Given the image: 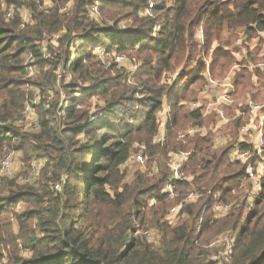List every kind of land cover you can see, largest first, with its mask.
I'll return each mask as SVG.
<instances>
[{"label":"trees","instance_id":"trees-1","mask_svg":"<svg viewBox=\"0 0 264 264\" xmlns=\"http://www.w3.org/2000/svg\"><path fill=\"white\" fill-rule=\"evenodd\" d=\"M6 1L15 15L7 19L0 12V161L7 148L35 146L19 127L7 123L23 112L30 87L42 92L37 139L47 135L60 140L71 134L84 139L62 148L65 179L58 181L61 187L55 194L42 195L31 186L13 189V182L0 181V194L9 190L0 200V246L15 251L8 264H218L206 244L224 234L234 237L235 247L224 264H264V172L249 206L252 183L247 172L249 165L264 162V149L246 162L230 160L250 116L248 98L264 101V68L248 70L250 60L264 59H244L232 45L230 31L243 28L249 39L262 37L264 0H52L48 9L41 8L43 0ZM150 3L152 15H146ZM95 4L100 18L91 19L89 9ZM25 9L31 17L21 28ZM123 20L131 25L122 29ZM199 26L205 33L203 45L196 39ZM100 49H106V62ZM30 54L32 61L27 60ZM127 55L136 60L132 83L129 68L111 75L120 65L117 56ZM207 62L217 79L234 74L230 95L235 103L223 107L232 118L184 142L178 139L180 131L205 125L202 108L188 103L200 98ZM36 64L48 69L32 81L27 66ZM169 74L176 76L167 82ZM61 90L67 98L60 112L71 122L65 128L51 125ZM91 96L103 100V113H90ZM125 102L139 107L135 111ZM202 102H208L206 95ZM164 105L169 107L166 122L159 117ZM236 111L245 114L235 117ZM162 126L163 136L157 139ZM219 135L227 140L217 143ZM135 143L146 146L148 166L158 169L154 175L136 172L125 181L121 167ZM173 150L191 151L183 165L188 180L176 184V199L161 193ZM83 156L89 158L85 163ZM192 192L199 199L183 203ZM153 198L156 204H151ZM220 202L233 203L223 216L215 214ZM20 203L31 207L16 213ZM179 203L183 206L172 224L165 216ZM138 227L157 230L160 247L136 234ZM20 244L25 255L19 253Z\"/></svg>","mask_w":264,"mask_h":264},{"label":"built area","instance_id":"built-area-1","mask_svg":"<svg viewBox=\"0 0 264 264\" xmlns=\"http://www.w3.org/2000/svg\"><path fill=\"white\" fill-rule=\"evenodd\" d=\"M43 4L41 5L42 9H48L52 6V0H43ZM152 3H150V7L147 8L146 12L148 15H152L150 8L152 7ZM0 7L5 12V17L7 19L14 18L15 15V8L13 5H9L6 0H0ZM89 13L93 17L100 16V11L98 5H92L89 9ZM22 23L21 28L26 26V23L30 20L31 13L30 10L25 9L22 13ZM160 29V26H158ZM241 41V40H240ZM241 43V42H239ZM46 55L48 56L46 50H44ZM100 57H104L106 54V49H100L99 51ZM28 61L33 60V55L28 56ZM126 60L124 56H117V61ZM131 63V76L128 78L130 83L133 82L132 75L136 71V64L134 62ZM255 67L264 68V61H260ZM27 68L30 72L33 71L32 65H28ZM175 74H169L165 77V81L170 82L174 79ZM232 78L231 76H227L224 79H217L211 75L209 72V68L206 71V81L204 84V88L200 91V98L197 100H192L188 103V106L195 109V108H202V116L204 119L211 115L213 122V127L225 126L231 121V117L226 113L224 110V106L230 107L235 103V99L230 95L231 92V85H232ZM204 95H208V102L205 106H203L202 97ZM40 103L39 95H28V100L26 101L24 110L22 114L16 119L14 122L15 125L21 126L27 119L33 116L34 108ZM247 105L250 108V117L249 122L243 125L239 131V139L236 147H234L230 151V160L235 161H243L246 162L255 155L261 156L264 149V103L262 105L256 104L252 99L247 100ZM169 107L168 105H164L159 113V117L166 122L167 114H168ZM241 114H245V112H240L236 115V117L240 116ZM249 115V114H248ZM255 122H258L256 125V142L249 137L251 130L253 129V125ZM164 126L160 129V131L155 135L157 139H161L163 136V129ZM220 128V127H219ZM211 129V128H208ZM208 129L206 125L204 126H193L187 127L186 129L182 130L178 134V139L181 141L186 142L189 138L195 136L198 133H207ZM231 137L230 135L228 136ZM227 139L223 136H218L217 141L218 143L225 142ZM246 143L248 144L247 147H242L241 144ZM249 143L252 144L254 147L249 148ZM136 150L131 154L126 165H134L137 168V172L141 173H148L149 175H154L158 169L156 165L153 167L148 166V159L149 157L146 154V146L144 144L135 143ZM191 154L190 150H173L169 154V161L168 167L170 170V174L163 186L162 194L168 196L170 199H176L177 191H176V184L178 182H183L188 180V176L186 175L183 165L189 159ZM15 159V152L12 149H6L4 151L3 157L0 161V171L6 172L13 167ZM40 159L35 158L31 162L30 167V175L32 177H36L39 172V162ZM124 164V165H125ZM264 170V162L259 163L258 165H249L247 172L248 178L252 183V188L248 191V206L251 203V198L255 197L254 191H258L261 187V174ZM109 188V187H108ZM201 195L195 192L185 195V200L182 201L183 203H193L196 202ZM254 199V198H253ZM183 203H179L174 205L170 211L166 214L165 218L172 224L177 223L178 213L180 211V207L183 206ZM151 204H156V199L151 200ZM233 207L232 202H220L215 206V214L217 216H223L227 214L230 209ZM136 234H140L148 240H155L154 234H159L158 231L156 232L153 228L143 229L138 227L135 232ZM206 248L212 251L211 258L213 261L217 262L218 264L229 263L232 259L234 253V237L224 234L218 237L213 238L209 243L206 244Z\"/></svg>","mask_w":264,"mask_h":264},{"label":"rangeland","instance_id":"rangeland-1","mask_svg":"<svg viewBox=\"0 0 264 264\" xmlns=\"http://www.w3.org/2000/svg\"><path fill=\"white\" fill-rule=\"evenodd\" d=\"M151 2H156V0H151ZM2 11L3 10L0 7V12H2ZM145 14L148 15L147 12H145ZM89 17L91 19L100 18V16H98V17L89 16ZM97 21H99V20H97ZM100 23L102 24V22H100ZM119 24H120V27L122 29L128 28L131 25L130 20H123ZM237 34H238V32L231 34L233 41H234V39H236L234 37ZM226 36H227V33L225 34V37ZM259 40H263V38H260ZM259 40H257V43H258L257 48L258 49H264V45H262L261 42H259ZM46 47H47V44L45 43L44 48H46ZM115 54L116 53H113L112 56L114 57ZM137 57L138 56L136 55V58ZM260 57H262V56H260ZM103 58H104L103 60L106 62L107 57H103ZM133 61H136V60L132 59V57H129L127 55L126 60L120 61L119 67H117L115 71L111 72V75L114 76V75H117L118 73L121 74L123 72V70L121 68L125 69L126 71L129 68V70L131 71V63L130 62H133ZM190 68H192V65L189 66V69ZM46 69H48V66L45 67V69L43 70L39 67V65L36 64L35 67L33 68V71L28 73L27 78L30 80L32 79V81H36L40 77L44 76ZM69 79H70V75L68 76V81H69ZM129 87L132 88L131 86H129ZM29 89H30V91L28 93L30 95H39V93L42 94L41 89L37 86L30 87ZM57 91H58V89H57ZM53 97H54V95H53ZM66 98H67L66 92L64 90H61L60 94H59V104H58V107L56 109L57 115L51 117V120H52L51 125L52 126H56L58 128H65L68 125H70V124H66V123H71V122L65 120V118H63V115L60 112V108L62 107L64 100ZM52 100H53V98H52ZM89 102H90L89 103L90 113H103L102 109H103L105 104L101 98H99L98 96H94V97L91 96L89 99ZM95 105H97V106H95ZM125 106H127V107H129L135 111L139 107L138 105H136L135 103H132V102L131 103L125 102ZM21 114H22V112H21ZM19 116L17 115L16 117L11 119L7 123H12L13 125H15L14 122L16 121V119ZM208 118L212 119V116L208 115ZM15 126L19 127V130L21 131V133H24L26 136H28V138H30L31 143H33L35 146H33V147L27 146L26 149L9 148V149L14 150V152H15V159H14L13 167L6 172L0 171V181L5 183V184H9V183L13 182V189H15L16 187L31 186L34 189L38 190V192L42 195H53V194H55L58 190H60V187H61V182H58V181H63L65 179L64 161L62 159L63 154L61 153V150L68 143H73V144L74 143H76V144L82 143L84 141L83 136L81 135L80 138H75L71 134L68 138H65V139L61 138L60 140H58L57 138L51 139L47 135H42V137L40 139H37L38 135H41V131H42L40 106H35L33 116L30 117L29 119H27L21 126H17V125H15ZM134 146H135V144H134ZM35 148L37 150L33 151ZM135 150H136V148H135ZM33 158L40 159L39 160V162H40L39 172H38V175L36 177H32L30 175V170H29V163H30L31 159H33ZM88 159L89 158L87 156H85V157L83 156V163L87 162ZM121 171L126 175L124 180L130 181L133 178V175L136 174L137 168L134 165H126L125 164L121 167ZM54 182L58 183L59 185L54 186L55 185ZM8 193H9V190L2 192L0 194V200H2L4 196L8 195ZM255 193L257 194L256 191H254V194ZM256 194H255V196H256ZM253 198H255V197L253 196ZM253 198H251V203H249V205H252V203L254 201ZM28 207H31V205L20 203L19 205L15 206L14 209H15L16 213H21L25 208H28ZM7 215H10V217L13 218V215H11L9 212ZM14 223H15L14 229L18 232L19 226L16 223V221H14ZM153 230H155V229H153ZM155 231L157 232V230H155ZM153 236H154L155 240H148V239H146V237H144V238L146 239V241H149V243H151L154 247H160V245H161L160 234L157 235L155 233ZM19 248L21 251L19 253L23 254V252H24V255H25V251H23L22 244H20ZM11 250L13 252H15L13 247L0 246V264H8L7 261H9L8 258H9V254H11Z\"/></svg>","mask_w":264,"mask_h":264},{"label":"crops","instance_id":"crops-1","mask_svg":"<svg viewBox=\"0 0 264 264\" xmlns=\"http://www.w3.org/2000/svg\"><path fill=\"white\" fill-rule=\"evenodd\" d=\"M235 32H238V34L234 37L236 39H234L232 45L236 46V47H239L241 49V53H242V56L244 57V59H248L249 60L250 56H256L259 59H264V49H258L257 48V44H258L257 40H259L260 38L264 37V35H263L264 32H262V37H254V38H251V39H249L245 35L243 28H238V29H236L234 31H230L231 34L235 33ZM196 39H197V42L200 43L201 45L205 44V42H206L205 33H204V29H203L202 26H199L197 28ZM239 42H241V43H239ZM259 42H261V44L264 45V38H263V40H259ZM260 56H262V57H260ZM243 61L244 60H242V62ZM256 64H258V63H255L254 61L250 60V63H249V66H248V70L256 69V67H255ZM207 68H209V62H207ZM228 76H231V78H232V80L234 82V74L231 72ZM254 79H255V83H257V77H255ZM206 97H208V95H206ZM248 99H251V98H248ZM255 103L258 104V105H262L264 103V101L261 102V103H257V102H255ZM262 111L264 112V109H262ZM239 113H240V111H236L234 113V116L236 117V115L239 114ZM229 116L232 118V115H229ZM249 117H248V121L246 123L249 122ZM213 122H214V120H210V118H208V116L205 118L206 128L207 129L211 128V129H208V131L216 130L219 127H221V126L213 127ZM256 125H258V122H255V124L253 125V129L251 130V132L249 134V137H251V139H253L256 142V144H257L258 141L256 140V132H255ZM219 136H221V135H219ZM216 141H217V139H216ZM217 143H218V141H217ZM262 172H264V170Z\"/></svg>","mask_w":264,"mask_h":264}]
</instances>
